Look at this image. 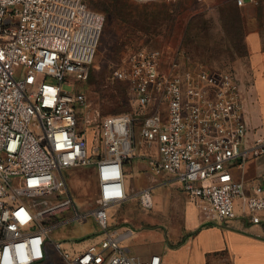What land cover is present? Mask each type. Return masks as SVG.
<instances>
[{
	"label": "built area",
	"instance_id": "built-area-1",
	"mask_svg": "<svg viewBox=\"0 0 264 264\" xmlns=\"http://www.w3.org/2000/svg\"><path fill=\"white\" fill-rule=\"evenodd\" d=\"M247 1L235 0L239 7ZM89 3L0 0V264L43 263L59 215L74 210L72 218L81 217L64 171L93 163L91 122L77 128L78 108L87 106L77 81L89 77L105 16ZM114 78L129 87L132 110L97 124L104 152L95 163V203L85 214L105 237L73 255L52 241L67 264H166L158 254L131 255L121 243L131 231L109 227V208L130 194L124 165L136 154L138 124L141 141L157 151L154 175L207 203L216 220L264 224V174L251 182L236 176L264 155V134L250 140L246 87L235 72L181 60L165 69L159 49L141 48L124 57ZM137 195L153 207L152 188Z\"/></svg>",
	"mask_w": 264,
	"mask_h": 264
},
{
	"label": "rangeland",
	"instance_id": "rangeland-1",
	"mask_svg": "<svg viewBox=\"0 0 264 264\" xmlns=\"http://www.w3.org/2000/svg\"><path fill=\"white\" fill-rule=\"evenodd\" d=\"M89 4L105 16L89 77L83 82L77 81L87 104L78 108L77 128L83 130L87 121L91 122L87 137L93 163L64 171L81 217L73 219L74 210L59 215L58 226L50 232L47 259L41 264H67L54 250L52 241L60 242L62 250L73 255L88 249L91 243L99 245L105 237L95 219L85 214L95 203V163L104 152V146L96 137L97 124L105 117L127 114L132 110L129 87L114 78L116 67L126 55L141 48H154L162 52L165 69L174 60H181L186 66L203 65L233 71L246 87L248 110L253 109L252 89L256 91L258 88L264 105V55L251 53L246 41L249 30L247 20L259 18L264 30V5L261 2L254 8L237 12L232 10L234 0H160L145 3L136 0H90ZM233 22L240 25L241 30H234ZM136 134V154L124 165L125 182L130 194L128 199L109 208V227L111 231L128 228L134 231L133 237L124 244L129 246L130 254L142 255L156 245L153 243L185 235L191 224L188 222L198 217V205L202 203H196L197 207L193 210L178 182L152 173V161L157 151L141 141L139 124ZM147 188H152L154 201L150 209L141 205L137 195Z\"/></svg>",
	"mask_w": 264,
	"mask_h": 264
},
{
	"label": "crops",
	"instance_id": "crops-1",
	"mask_svg": "<svg viewBox=\"0 0 264 264\" xmlns=\"http://www.w3.org/2000/svg\"><path fill=\"white\" fill-rule=\"evenodd\" d=\"M258 2L264 5V0H248L247 4L240 8V11L254 8ZM247 25L249 30L246 41L251 53L258 52L264 55L262 51L264 49V30L259 18L247 20ZM252 56L254 55L252 54ZM257 89L256 91L252 89L251 93L253 94L251 97L253 109L249 108L248 116L250 140L264 134V105ZM262 174H264V155L251 157L243 171L236 169V176H244L246 182H251ZM179 188L181 190L180 184ZM182 193L184 192L182 191ZM186 198L189 199L188 205L193 210L197 207L196 203H202V205H198V217H194L188 222L191 224L185 235L175 237L171 241L169 239L166 242L160 241L163 243L162 245H158L160 242L153 243L156 245L149 252L133 256L149 259L152 255L158 254L162 256L166 264H264V224H254L242 217L218 221L207 203L196 202L187 195ZM192 204L194 205L191 206ZM116 230L118 233L131 231L126 238L121 240V243L130 250L129 246L124 243L133 237L134 231L129 228ZM94 244L95 242L89 246Z\"/></svg>",
	"mask_w": 264,
	"mask_h": 264
},
{
	"label": "trees",
	"instance_id": "trees-1",
	"mask_svg": "<svg viewBox=\"0 0 264 264\" xmlns=\"http://www.w3.org/2000/svg\"><path fill=\"white\" fill-rule=\"evenodd\" d=\"M234 7L232 8V10H235L236 12L237 11H239L240 10V8L241 7H239L237 4H236V2H235V0H234ZM234 23V22H233ZM232 27L234 28V30H237V31H239V29L241 30V26L240 25H236L235 23L232 25ZM229 31V30H228ZM236 33H239V32H236Z\"/></svg>",
	"mask_w": 264,
	"mask_h": 264
}]
</instances>
